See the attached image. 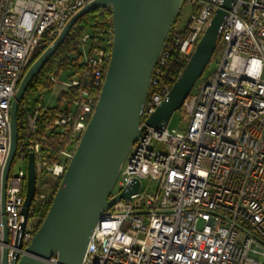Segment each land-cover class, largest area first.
I'll list each match as a JSON object with an SVG mask.
<instances>
[{"label": "built area", "instance_id": "obj_1", "mask_svg": "<svg viewBox=\"0 0 264 264\" xmlns=\"http://www.w3.org/2000/svg\"><path fill=\"white\" fill-rule=\"evenodd\" d=\"M90 1L0 0V264L5 247L10 261L25 252L37 230L35 208L53 200L98 102L113 27L87 28L75 52L53 66L49 83L23 98L25 125L3 208L12 102L37 53ZM222 2L180 0L153 69L142 123L173 86L162 81L173 51L187 63ZM219 43L217 69L198 79L180 109L185 126L147 125L129 150L110 198L137 179L139 190L103 212L81 264H264V0H234ZM65 70L69 81L61 79ZM48 93L55 105L46 102ZM30 153L37 187L21 235L27 168L12 167L17 158L28 165ZM45 264H58L57 254Z\"/></svg>", "mask_w": 264, "mask_h": 264}, {"label": "water", "instance_id": "obj_2", "mask_svg": "<svg viewBox=\"0 0 264 264\" xmlns=\"http://www.w3.org/2000/svg\"><path fill=\"white\" fill-rule=\"evenodd\" d=\"M234 0H223L200 38L194 53L166 99L142 123L153 69L179 13L180 0H92L75 13L59 36L36 58L20 82L11 106L12 144L4 171L3 208L7 179L19 142L18 112L26 92L72 28L97 8L112 12L111 59L90 122L55 192L42 224L22 254L3 264H45L54 254L58 264H81L92 232L103 212L121 199L130 200L141 181L110 198L123 162L147 125L166 126L211 62L219 45L220 29ZM37 187L34 154L27 165V187L21 224L23 234ZM9 241L5 226V243ZM19 247L23 246L22 239Z\"/></svg>", "mask_w": 264, "mask_h": 264}, {"label": "trees", "instance_id": "obj_3", "mask_svg": "<svg viewBox=\"0 0 264 264\" xmlns=\"http://www.w3.org/2000/svg\"><path fill=\"white\" fill-rule=\"evenodd\" d=\"M91 24V26L95 27L96 29H103L106 27H113L112 22V12L109 9L106 8H97L93 11H90L86 15H84L77 24L72 28L71 32L69 33L68 37L66 38L65 42L60 46V48L55 52V54L50 58V60L46 63V65L43 67V69L35 76L33 81L31 82L26 95L27 94H33L35 91L39 90L40 88L44 87L49 83V74L51 73L53 66L60 62H64L66 57H69V53H74L76 50V45L78 44L81 36L83 33L87 30V25ZM50 45H46L45 48H47ZM44 48V49H45ZM41 50L37 53L36 58H38L42 52ZM35 58V60H36ZM186 63L182 61L178 55V51H173L169 65L167 69L165 70V73L162 77V81L164 83H168L171 86L174 84V82L177 80L181 72L183 71ZM25 125V118L24 114L21 109H19L18 112V133L19 137L21 138L23 129ZM61 180H59L56 189L54 190V193L52 195V199L55 195L56 190L58 189ZM51 205V204H50ZM49 206L42 209L39 206L35 208V214L38 216V224L37 229L42 224L44 218L46 217V214L49 210Z\"/></svg>", "mask_w": 264, "mask_h": 264}, {"label": "rangeland", "instance_id": "obj_4", "mask_svg": "<svg viewBox=\"0 0 264 264\" xmlns=\"http://www.w3.org/2000/svg\"><path fill=\"white\" fill-rule=\"evenodd\" d=\"M190 11H191V7L188 5L182 12V14L180 15V20H179V24H184L188 17H189V14H190ZM87 28L88 29H91L92 26L91 24L87 25ZM221 43H219L214 55H213V58L211 60V62L209 63L208 67L206 68V70L204 71L203 75H207L209 74L211 71L217 69L218 67V58H219V55L221 54ZM61 79L64 80V81H69L71 78L69 77L70 76V72L69 71H64V72H61ZM48 96H46V102H49V104L51 105H55V100L53 97L50 96V94L48 93L47 94ZM32 96V94H27L25 95V100L28 99V97ZM34 96V95H33ZM185 121H182V118H181V111L180 110H177L171 120H170V127H179V128H183L185 126ZM170 143H175V139L172 138ZM19 168H27V163L26 161L20 159V158H17L15 159L14 163H13V171L14 172H17L19 170ZM145 182H152L150 179L149 180H145ZM204 225V220H201L199 222V227H202Z\"/></svg>", "mask_w": 264, "mask_h": 264}]
</instances>
